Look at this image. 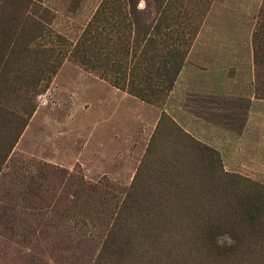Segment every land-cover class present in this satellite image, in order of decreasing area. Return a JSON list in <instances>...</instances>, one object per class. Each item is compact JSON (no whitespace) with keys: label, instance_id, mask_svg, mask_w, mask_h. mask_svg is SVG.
Masks as SVG:
<instances>
[{"label":"rangeland","instance_id":"rangeland-1","mask_svg":"<svg viewBox=\"0 0 264 264\" xmlns=\"http://www.w3.org/2000/svg\"><path fill=\"white\" fill-rule=\"evenodd\" d=\"M0 264H264V0H0Z\"/></svg>","mask_w":264,"mask_h":264},{"label":"trees","instance_id":"trees-1","mask_svg":"<svg viewBox=\"0 0 264 264\" xmlns=\"http://www.w3.org/2000/svg\"><path fill=\"white\" fill-rule=\"evenodd\" d=\"M178 71V69H177ZM122 216H118V219ZM112 226L110 232L108 233V239H106V253L111 261L123 262L125 257L131 258L134 253H136L134 235L136 230L132 227H127L126 225L115 224ZM206 235L210 236L209 230L206 231ZM216 248L225 250L229 249L227 246H216Z\"/></svg>","mask_w":264,"mask_h":264}]
</instances>
